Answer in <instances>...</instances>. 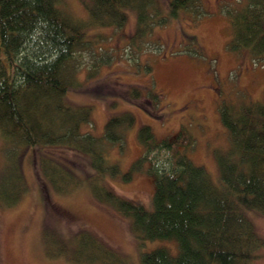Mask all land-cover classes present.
Masks as SVG:
<instances>
[{"label":"trees","instance_id":"1","mask_svg":"<svg viewBox=\"0 0 264 264\" xmlns=\"http://www.w3.org/2000/svg\"><path fill=\"white\" fill-rule=\"evenodd\" d=\"M169 1V14L177 18L197 20L209 11L204 0ZM61 2L0 0V133L8 142V166L16 175L10 178L16 186L5 187L8 197L2 202L15 203L28 186L19 169L21 160H13L26 145L78 149L90 160L94 193L128 219L140 249L147 241L176 242V251L161 242L141 250V264H259L257 251L264 238L248 210L264 215V97L220 99L219 119L228 142L216 151L217 178L192 156L197 137L189 122L162 136L149 124L141 125V153L125 175L145 173L154 184L151 200L115 195L110 176L120 165L109 152L112 144L124 148L134 115L110 116L103 133L95 135L91 105L72 102L67 91L81 83V67L94 73L111 57L106 48L96 47L87 25L120 29L133 12L137 25L127 43L141 50L142 35L165 25L169 16L158 0H85L87 19L72 15ZM222 5L230 24L228 47L246 51L264 65V0ZM88 232L79 240L56 232L47 249L79 264H130L124 254Z\"/></svg>","mask_w":264,"mask_h":264},{"label":"rangeland","instance_id":"2","mask_svg":"<svg viewBox=\"0 0 264 264\" xmlns=\"http://www.w3.org/2000/svg\"><path fill=\"white\" fill-rule=\"evenodd\" d=\"M84 1L61 3L72 15L87 19ZM204 1L208 13L188 20L169 14V0H158L169 21L142 35L141 50H132L127 43L137 25L133 12L120 29L87 25V35L94 37L96 47L106 48L111 57L94 73L81 67V83L69 88L66 97L76 104L91 105V131L95 135L103 133L110 116L134 115L124 148L112 144L109 152L120 165V170L110 176L115 195L123 194L143 203L151 200L154 184L145 173L125 175L141 153L137 135L141 125L149 124L157 136H162L189 122L197 137L192 156L217 178L216 151L228 142L219 119L220 99L264 97L263 63L227 45L230 24L222 1L232 0ZM147 37L155 39L150 42ZM8 147L0 133V264H79L49 253L47 246L49 241L53 243L50 237L56 232L79 240L90 231L124 254L130 264H141V250L158 242L177 250L173 240L147 241L146 248L140 249L128 219L94 193L90 160L78 149L26 145L22 155L18 152L13 160H21L19 169L28 186L15 203L2 202L8 197L5 187L16 186L10 180L16 175L8 166L12 162ZM248 215L264 238V215L251 210ZM257 253L258 263L264 264V245Z\"/></svg>","mask_w":264,"mask_h":264}]
</instances>
